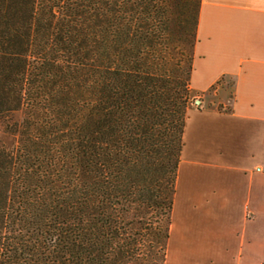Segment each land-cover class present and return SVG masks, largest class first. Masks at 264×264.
<instances>
[{
  "label": "trees",
  "instance_id": "1",
  "mask_svg": "<svg viewBox=\"0 0 264 264\" xmlns=\"http://www.w3.org/2000/svg\"><path fill=\"white\" fill-rule=\"evenodd\" d=\"M200 4L0 0V264H165Z\"/></svg>",
  "mask_w": 264,
  "mask_h": 264
},
{
  "label": "crops",
  "instance_id": "2",
  "mask_svg": "<svg viewBox=\"0 0 264 264\" xmlns=\"http://www.w3.org/2000/svg\"><path fill=\"white\" fill-rule=\"evenodd\" d=\"M165 264H264V0H201Z\"/></svg>",
  "mask_w": 264,
  "mask_h": 264
},
{
  "label": "rangeland",
  "instance_id": "3",
  "mask_svg": "<svg viewBox=\"0 0 264 264\" xmlns=\"http://www.w3.org/2000/svg\"><path fill=\"white\" fill-rule=\"evenodd\" d=\"M196 99H199V98L194 97V95L192 94L190 103L195 104ZM23 116H24V112L21 110L19 112H16L15 114H13L11 117H9L7 119H0V144H4L10 148L16 144V142L18 140L17 135H12V134L6 132L5 126H6V123L9 121L10 122L21 121ZM161 255H162L161 251H159L158 254L156 255V259L158 262H162V256Z\"/></svg>",
  "mask_w": 264,
  "mask_h": 264
}]
</instances>
